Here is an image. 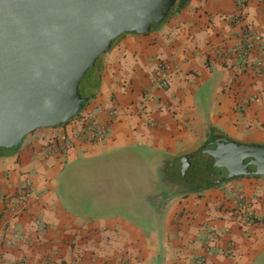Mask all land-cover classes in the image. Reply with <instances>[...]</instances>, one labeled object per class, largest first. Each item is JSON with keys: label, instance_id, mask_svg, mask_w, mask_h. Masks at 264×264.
Here are the masks:
<instances>
[{"label": "crops", "instance_id": "1", "mask_svg": "<svg viewBox=\"0 0 264 264\" xmlns=\"http://www.w3.org/2000/svg\"><path fill=\"white\" fill-rule=\"evenodd\" d=\"M244 1L242 21L237 0H189L151 32L116 38L83 109L104 140L82 141L69 121L0 149V264H264V175L192 190L172 172L161 181L220 135L264 144V0ZM245 30L257 41L242 57ZM160 60L175 69L166 88L154 84ZM53 135L69 138L66 152L47 153ZM27 177L35 196L13 216L7 198ZM239 197L253 222L235 216Z\"/></svg>", "mask_w": 264, "mask_h": 264}, {"label": "water", "instance_id": "2", "mask_svg": "<svg viewBox=\"0 0 264 264\" xmlns=\"http://www.w3.org/2000/svg\"><path fill=\"white\" fill-rule=\"evenodd\" d=\"M178 0H0V149L40 128L66 124L99 91L102 57L119 36L147 34ZM212 158L209 184L264 175V144L220 135L185 154L176 186L202 185L186 173Z\"/></svg>", "mask_w": 264, "mask_h": 264}, {"label": "built area", "instance_id": "3", "mask_svg": "<svg viewBox=\"0 0 264 264\" xmlns=\"http://www.w3.org/2000/svg\"><path fill=\"white\" fill-rule=\"evenodd\" d=\"M239 6V12L233 17L238 21H242L243 11L245 7L244 0H237ZM257 40L254 38L250 30H245L244 38L241 43L240 55L242 57H247L251 52L255 42ZM256 65L260 71L264 72V57H259L256 60ZM175 73V69L170 61L160 60L157 66V72L155 73L154 84L157 87H168L170 85L171 78ZM73 128H76L75 132L79 139L88 142H97L104 140L109 132L108 127L102 125L94 116L90 113L82 110L78 115L70 120ZM69 138L66 135L59 137L58 135H53L47 143V153H52L54 151L66 152L69 148L68 143ZM35 196L34 185L31 177H27L22 185L19 187L17 192L10 195L7 198L8 211L13 216L22 213L27 207L28 203ZM234 214L239 220L251 223L255 219V211L249 205L245 197H239L237 202V207ZM20 235V233H17ZM217 238V233L211 231L208 233V242L212 243L213 240ZM211 244L208 245V252H211ZM229 253L232 252L231 249L228 250ZM17 264H28L27 261H20ZM197 264H206V258L202 257L198 260Z\"/></svg>", "mask_w": 264, "mask_h": 264}, {"label": "rangeland", "instance_id": "4", "mask_svg": "<svg viewBox=\"0 0 264 264\" xmlns=\"http://www.w3.org/2000/svg\"><path fill=\"white\" fill-rule=\"evenodd\" d=\"M212 158L209 157V159L205 160L204 162H200L198 163L196 166H193L190 171H188L186 173V176L192 180V181H197V182H201V183H205V184H209V177L211 175V172H212ZM208 161V164H210L208 167H204V164ZM168 164V163H167ZM177 165H175L173 168H172V165H168V166H163L161 168V181L163 183H167L168 180H166V178L170 177L169 175L167 176L168 173L172 172V176L175 175V177L177 178H180L182 177V173H183V170H182V165L176 163ZM207 165V164H206ZM192 170V171H191ZM199 172H203L202 174H199ZM167 173V174H166ZM208 186V185H207Z\"/></svg>", "mask_w": 264, "mask_h": 264}, {"label": "trees", "instance_id": "5", "mask_svg": "<svg viewBox=\"0 0 264 264\" xmlns=\"http://www.w3.org/2000/svg\"><path fill=\"white\" fill-rule=\"evenodd\" d=\"M189 2V0H178L177 1V4H176V7H175V9L173 10V11H176V10H180V9H182V8H184L186 5H187V3ZM213 139H215V138H213ZM212 139V140H213ZM206 157H210L209 155H207V154H205V155H203V157L200 159V161L198 162V163H200V162H204V160H206ZM197 163V164H198ZM197 164H195L194 166H196ZM203 172H199V174H202ZM166 180H167V178H166ZM204 185H209L208 183L207 184H205V183H202V185L201 186H204ZM198 188V187H197ZM194 189H196V188H194ZM192 190V189H191Z\"/></svg>", "mask_w": 264, "mask_h": 264}]
</instances>
